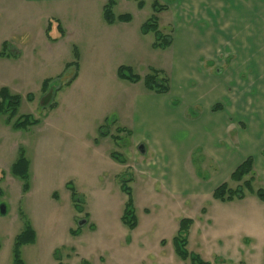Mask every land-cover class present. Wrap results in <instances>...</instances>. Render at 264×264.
<instances>
[{"label": "rangeland", "instance_id": "rangeland-1", "mask_svg": "<svg viewBox=\"0 0 264 264\" xmlns=\"http://www.w3.org/2000/svg\"><path fill=\"white\" fill-rule=\"evenodd\" d=\"M141 1L142 9H138L135 0H125L117 2L112 12L115 16H131L129 27L142 36L147 44L146 52L122 53L111 62L105 58H86L84 43L72 41L68 33L61 43L52 45L46 33L48 21L55 17L53 12L27 4L22 7L15 0H0V52L4 43L7 44L4 58L0 56V90L7 88L17 96L16 116L31 115L39 121L34 127L22 129L17 141L8 144L12 149L22 139L28 142L25 157L30 163L31 195L25 199V207L33 200L39 210L35 211L36 217L31 210L24 212L28 215L24 217L18 210L24 209V203H19L22 196L17 194L16 187L9 192L8 205L0 198L5 208V214H0V264H12L14 238L27 221L36 230L37 241L21 249L26 264H55L53 257L49 261L50 247L59 248L63 264H80L81 260L89 264H186L175 255L173 244L182 219L192 220L185 231L190 259L195 255L208 264H264V235L256 236V241L251 243L243 235L226 234L224 226H219L215 219L218 211L212 207L215 202L212 196L195 199L165 196L157 178L161 171L155 170L158 164H148L155 156L143 155L145 152L137 148L128 150L134 97L148 93L143 85L145 76L157 71L165 76L172 89L176 86L174 26L184 23L201 40L189 60L188 84L199 88L209 83L212 94L220 90L226 96L221 105L228 104L229 110L239 109L238 114L244 112L240 108L247 113L256 111L264 102V75L251 74L264 68V58H258L264 54V44L250 41L255 39L254 34L247 37L241 32L238 35L232 32V36L225 33L221 15H228L229 11L220 6L225 0H177L174 11L163 0ZM155 1L163 7H154ZM236 13L233 7V30L240 28V22L233 19ZM174 14L179 20L176 24ZM152 18L159 33L171 37L175 47L150 48L155 36L151 31L143 36L141 26ZM68 19L73 21L71 17ZM212 22L221 29L216 30L218 42L212 41ZM56 34L57 29L53 28L50 35ZM14 49H20V59L15 60ZM67 64L72 65L66 67ZM117 66L130 68L141 80L130 83L119 79ZM77 73V82L64 87ZM46 80L51 82L52 89L62 88L53 98L43 94L42 84ZM256 86L260 89H253ZM184 98L173 97L180 104H185ZM52 103H57L58 108H48ZM6 118L8 113L0 114V130L6 131ZM100 126L115 136L117 145L113 146V152L124 159L125 166L100 159L99 154L106 149L104 141L97 151L91 148ZM192 158L196 174L201 179L210 177L212 170L205 171L198 165V153ZM111 164H115L114 168ZM122 180H129L127 186L134 202L136 228L131 231L121 221L128 200L120 189ZM72 191L75 200L82 201L75 208ZM80 221H84L81 226ZM77 228L78 234H69L70 229Z\"/></svg>", "mask_w": 264, "mask_h": 264}, {"label": "crops", "instance_id": "crops-1", "mask_svg": "<svg viewBox=\"0 0 264 264\" xmlns=\"http://www.w3.org/2000/svg\"><path fill=\"white\" fill-rule=\"evenodd\" d=\"M15 1L20 6L27 4L53 12L55 19L51 17L53 21L49 20L48 24L53 22L52 28L55 27L56 23L60 25L63 36L58 37L57 31L55 35L58 38L57 41H50V43L52 45L61 43L68 33L72 41L84 43V46H86V58L89 60L105 58L113 62L122 53L138 54L139 52H146L147 44L141 39L142 36H139L135 30L129 27L131 21L128 23L116 22L111 25L105 23L103 8L110 0ZM112 1L114 6L119 1L125 2V0ZM176 1L163 0L168 8L172 6L173 11L176 7ZM220 6L224 10L229 11L228 15H221V18L225 21L223 25L218 19V24L224 26L226 34L234 32L238 35L241 32L242 36L247 37L250 34H254L256 35L255 39L250 41H259L264 44V0H225ZM233 7L234 10H237L233 19L235 22H240L238 30L231 28ZM69 11L72 12L68 14ZM50 14L48 13V15ZM68 17H71L73 21H70ZM75 18L77 20H74ZM64 21H67L66 24ZM178 21L174 14L173 23L176 24ZM216 30L219 31L221 29H217L215 23L212 22V41L214 39V42L219 40ZM174 31L176 32L177 42L176 86L174 85V89L169 86L168 93L164 95H157L151 92L135 95L133 102L134 111L132 112V120L129 123V138L131 140L130 142L128 141V150L130 147L143 148L145 152L143 155L151 153L155 156V160H151L148 164L150 166L155 163L158 164L155 170L156 172L161 171L157 176L159 187L163 190L165 196L170 199H182L184 197L195 199L203 196H212L213 191L222 183L228 182L230 175L235 169L249 157L253 159V187L257 185L258 187L254 189H264V102L259 105L262 107H259L256 111L253 110L247 113L244 108H240L241 111L247 114H243L244 112L238 114L239 112L237 111L239 109L229 110L228 104L226 106L224 104L223 106L221 105L223 98L227 99L226 96L222 93L220 94V90L212 94V87L209 83L201 84L199 88H191L192 85L188 84L186 74L189 73V60L196 52L195 46L201 40L198 41L191 27H187L184 23L178 27L174 26ZM72 37L74 38L72 39ZM205 38L204 42L207 41ZM173 42L172 40L170 47H175ZM152 44L150 48H152ZM19 50L14 49L15 60L21 58ZM258 58H264V54ZM251 74L258 77L264 75V68L260 67ZM78 79L79 74L77 73L71 83L64 85V87H70ZM262 88L264 90L263 86ZM253 89L257 90L260 88L256 86ZM61 90L62 88L60 87L56 91L55 96ZM176 96H185L184 99L187 101L184 102L185 104H180L179 100L173 99ZM216 102L220 104H215ZM215 105L221 106L222 109L213 112L212 107ZM56 108H58L57 103L54 109ZM192 109L197 110V112H193L194 116H191ZM189 111L191 113L187 114ZM127 116L129 117V114ZM4 124L6 125V131L0 130V171L2 172V177H0V198L4 202L9 200L10 190L14 191L13 187H16L17 194L22 196V198L20 197L21 200L18 199L20 200L19 203H24V209L19 208L18 210L21 211L24 217H28L24 212L27 213L29 210L35 216V211L39 210L35 201L32 200L30 206L25 207V199L28 200L31 195L29 183L30 163L25 157L28 142L22 141V139L18 143H14L12 149H9V142L17 141L21 130L13 129L6 122ZM114 137L109 135L99 138L94 135L90 146L94 151H97L102 147L104 141L106 149L103 148L102 153L99 154L100 159L102 161L110 159L119 166H125L126 163L120 164L110 157L114 153L113 146L117 145ZM20 152L23 153L26 160L27 191L23 190V180L13 172V166L18 161ZM194 153L199 155L197 161L201 169L205 171L212 170L210 177L201 179L196 174V168L193 169L192 167L194 160L192 155ZM114 165L111 164V167L114 168ZM99 177L102 179L101 176ZM14 178L18 180H14ZM20 185L21 192L19 193ZM6 204L8 205V202ZM212 207H215L218 211L215 214V219H217L219 226H224L226 234L243 235L247 240H250L249 242L252 241L251 243L256 241V236L264 235V202L260 201L256 195L246 194L242 200L228 203L215 201L212 202ZM27 229L32 231L34 237L30 243L19 248V257L22 264L26 263L21 258V249L25 246L34 245L37 241L36 230L28 221L24 222L23 230L16 237ZM55 250H59V248L50 247L49 261L51 262L53 257L55 264H57L54 258ZM71 250L73 251V249ZM12 264H14L13 246Z\"/></svg>", "mask_w": 264, "mask_h": 264}, {"label": "trees", "instance_id": "trees-1", "mask_svg": "<svg viewBox=\"0 0 264 264\" xmlns=\"http://www.w3.org/2000/svg\"><path fill=\"white\" fill-rule=\"evenodd\" d=\"M137 2L138 9H142L143 3L141 0H135ZM114 6V2L112 0L108 1L106 5L103 8V18L106 24L111 25L116 22L120 23H128L131 21V16L128 14L125 15H119L115 16L112 12ZM154 7L162 8L157 1L154 2ZM53 22H49L48 28H47V39L51 42L57 41V36L50 35V32L52 31ZM58 31V37L63 36V31L60 25L57 23L55 24V27ZM152 32L155 36V41L152 44L153 49L158 48H169L172 44L171 37H168L166 35H161L157 29L156 22L154 18L150 19L148 22L144 23L141 26V33L143 35H146L148 32ZM6 43H4L3 49L0 52V56L2 55L4 58L5 53V47ZM73 52L75 55L76 60L78 59V52L73 48ZM1 56V57H2ZM72 64H67L66 67L71 66ZM74 65L78 66V63L75 62ZM76 76V75H75ZM73 77V79L75 78ZM117 76L121 80L128 81L130 83H138L141 78L137 75H134L130 68L121 66L117 69ZM71 79L68 81L65 85H69ZM50 81L46 80L42 84L43 94H49L51 98L55 95V91H58L57 89H52V87H49ZM143 85L146 91L157 94V95H164L167 94L169 91V85L168 80L165 78L164 75L159 74L157 71H153L151 74H147L145 78L143 79ZM45 95V96H46ZM46 96L45 98H47ZM50 98V99H51ZM19 107V100L16 95L10 94L9 90L7 88H2L0 90V114L8 113V118H6V123L10 124L11 127L15 130H22V129H28L30 127H33L39 123L38 120L34 119L31 115H21L16 116L17 109ZM56 107L55 103L48 104V108L54 109ZM222 107L219 105H215L212 107V111H219ZM5 110V111H3ZM191 116H194V113H191ZM14 117H17L15 120ZM14 121H11V120ZM11 122V123H10ZM123 130H120L122 132ZM109 136L108 132L104 130L103 126H100L98 129V137H107ZM114 139H116L114 137ZM110 157L117 161L120 164H125L124 159L121 158V156L117 153H112ZM13 172L15 175H17L20 179L23 180V190L27 191V172H26V160L24 158V155L22 152H20V156L18 158V161L13 166ZM129 181V180H128ZM128 181L122 180L120 181V189L127 195L128 200L126 202L121 221L122 223L128 227V229L134 230L136 228V218H135V210L133 205V199L131 196V191L128 188ZM254 182V172H253V159L251 157L244 160L236 169L235 171L230 175L229 181L224 182L221 185H219L212 193V199L221 203H228L236 200H242L246 194H254L256 197L264 202V189H254L253 187ZM235 185V186H233ZM75 193L71 192V202L74 204V208L78 207L77 203L82 202L81 200H75ZM205 210L202 209V212ZM192 224V220L190 219H182L180 221V226L177 235L173 239L174 249H175V255L184 263L187 264V261L190 260L191 263L189 264H208L207 262L202 261L198 256H191V259L189 258L190 255L187 253L186 246L187 242L185 239V231H187ZM92 229V228H91ZM79 228L75 230H70L69 234L72 236H75L79 233ZM34 235L32 234V231L30 229L25 230L22 234L16 237L13 244V263L14 264H22L20 257H19V248L23 245H26L30 243L33 240ZM72 251V250H71ZM54 258L57 261V264H63L61 261V256L59 250H55L54 252ZM81 264H89L85 260H81Z\"/></svg>", "mask_w": 264, "mask_h": 264}, {"label": "water", "instance_id": "water-1", "mask_svg": "<svg viewBox=\"0 0 264 264\" xmlns=\"http://www.w3.org/2000/svg\"><path fill=\"white\" fill-rule=\"evenodd\" d=\"M140 150H141V152H144V151L142 150V148H140ZM0 214H5V208H4V206L1 205V204H0ZM83 224H84V221H80V222H78V225H79V226H81V225H83Z\"/></svg>", "mask_w": 264, "mask_h": 264}]
</instances>
